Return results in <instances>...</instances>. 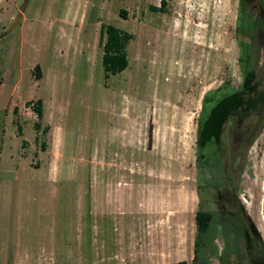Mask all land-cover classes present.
<instances>
[{
	"label": "rangeland",
	"instance_id": "374dc122",
	"mask_svg": "<svg viewBox=\"0 0 264 264\" xmlns=\"http://www.w3.org/2000/svg\"><path fill=\"white\" fill-rule=\"evenodd\" d=\"M238 9L0 0V264H195L199 205L212 220L198 264H264V21ZM105 24L132 34L109 75ZM248 37L259 73L238 116H259H231L199 167L203 95L240 87Z\"/></svg>",
	"mask_w": 264,
	"mask_h": 264
},
{
	"label": "trees",
	"instance_id": "16d2710c",
	"mask_svg": "<svg viewBox=\"0 0 264 264\" xmlns=\"http://www.w3.org/2000/svg\"><path fill=\"white\" fill-rule=\"evenodd\" d=\"M164 3V1L162 2ZM121 15H126L124 10H120ZM246 13L248 19L252 21V17L248 11L246 0H239V9L236 21H239L240 14ZM238 29V27L236 28ZM101 33L104 35L102 65L106 75L115 74L124 70L128 64L125 53V46L132 38V34L121 30L113 24H105L101 28ZM240 46V54L238 61L241 64L242 80L240 87L231 92L225 93L218 98L203 95L202 107L197 120L196 131V163L201 166L200 162L206 155L202 152V148L209 146L210 152L212 146L217 150L222 143V135L224 132V124L231 116L237 115L238 111L249 113L254 105V92L256 86V78L259 73L257 68L258 56L253 55V45L247 43L246 46ZM243 49V50H242ZM264 103V102H263ZM260 108V107H259ZM255 109L253 113L239 117L240 120L246 118L258 117L260 109ZM36 115L42 117V101L38 99L36 105L33 106ZM36 128L39 127V122H35ZM198 167V168H199ZM200 187L198 186V195ZM240 214V212H239ZM212 220V213L208 210H203L200 205L195 211L194 221L196 225V233L194 237V262L198 264L199 259L205 258L201 255V249L205 245L202 235L208 231L209 224ZM184 262H179L183 264Z\"/></svg>",
	"mask_w": 264,
	"mask_h": 264
},
{
	"label": "flooded vegetation",
	"instance_id": "af4514ba",
	"mask_svg": "<svg viewBox=\"0 0 264 264\" xmlns=\"http://www.w3.org/2000/svg\"><path fill=\"white\" fill-rule=\"evenodd\" d=\"M261 1H263V0H261ZM246 2L248 4V11H249V13H250V15L252 17V20L254 21V24L252 25V27H255V29H256L257 22H256V15H255V12L254 11H256V13L258 14V16L261 17L263 19V21H264V2L258 3L256 5V7L250 6L249 0H246ZM258 31H259V29H258ZM263 33H264V31H263ZM250 37H248L247 43H250L251 45H253V43L250 41ZM245 235H246V244H249L250 242L252 243L253 242V239H254V236H253V234H251L248 231V229H246ZM254 242H255V244L257 243L256 241H254Z\"/></svg>",
	"mask_w": 264,
	"mask_h": 264
},
{
	"label": "crops",
	"instance_id": "0c3cea01",
	"mask_svg": "<svg viewBox=\"0 0 264 264\" xmlns=\"http://www.w3.org/2000/svg\"><path fill=\"white\" fill-rule=\"evenodd\" d=\"M99 181V180H98ZM156 215V214H155Z\"/></svg>",
	"mask_w": 264,
	"mask_h": 264
}]
</instances>
